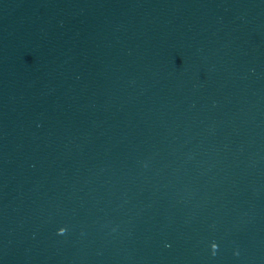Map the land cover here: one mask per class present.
<instances>
[{"label": "water", "instance_id": "1", "mask_svg": "<svg viewBox=\"0 0 264 264\" xmlns=\"http://www.w3.org/2000/svg\"><path fill=\"white\" fill-rule=\"evenodd\" d=\"M201 264H264V0H220L216 126Z\"/></svg>", "mask_w": 264, "mask_h": 264}, {"label": "clouds", "instance_id": "2", "mask_svg": "<svg viewBox=\"0 0 264 264\" xmlns=\"http://www.w3.org/2000/svg\"><path fill=\"white\" fill-rule=\"evenodd\" d=\"M63 229H60V232L61 233H63ZM212 248H213V253H212V255H215L216 253H215V249H216V245L215 244H213L212 245ZM234 255H239V252L238 251H235L234 253H233Z\"/></svg>", "mask_w": 264, "mask_h": 264}]
</instances>
